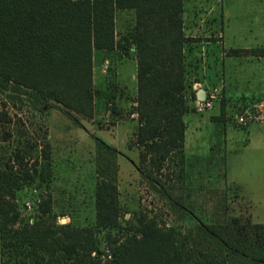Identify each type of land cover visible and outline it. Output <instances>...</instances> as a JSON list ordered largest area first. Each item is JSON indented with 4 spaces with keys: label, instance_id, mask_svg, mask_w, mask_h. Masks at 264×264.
<instances>
[{
    "label": "trees",
    "instance_id": "16d2710c",
    "mask_svg": "<svg viewBox=\"0 0 264 264\" xmlns=\"http://www.w3.org/2000/svg\"><path fill=\"white\" fill-rule=\"evenodd\" d=\"M185 1L0 0V94L13 105L27 103L38 112L56 108L75 120V115L92 119L97 93L94 53L132 51V111L138 120L135 139L144 166L141 173L174 207L158 177H164L170 159H183L184 118L195 112L194 83L188 73L197 69V61L192 66L185 54L192 41L183 32ZM125 10L134 12L135 23L118 41L115 15ZM231 53L264 57V48ZM224 104L221 100L220 116L212 120L224 122ZM10 122L0 109V144L10 138L2 132ZM96 142L111 157L99 173L108 170L111 175L96 185L94 221L87 226L58 224L49 195L37 201L36 220H21L15 193L33 182L36 162L21 176L13 167L0 169V264H264V224L250 217L196 223L182 231L140 215L137 224L121 228L117 152ZM40 153L44 161L50 159L49 143L43 142ZM27 155L17 151L9 160L24 165Z\"/></svg>",
    "mask_w": 264,
    "mask_h": 264
},
{
    "label": "rangeland",
    "instance_id": "374dc122",
    "mask_svg": "<svg viewBox=\"0 0 264 264\" xmlns=\"http://www.w3.org/2000/svg\"><path fill=\"white\" fill-rule=\"evenodd\" d=\"M222 5L231 19L232 29L244 25V30L256 34L245 30L239 33L241 36L228 38V43L264 48V0H224ZM220 10L218 6L216 13ZM251 15L253 18L248 19ZM134 23L133 11H117L116 39H123ZM133 60L134 53L127 49L94 53L92 73L97 93L92 119L75 115V120L56 108L38 112L27 103L13 105L0 94V109L11 119L2 126V132L9 133L10 138L0 144V169L9 171L13 167L12 171L21 176L36 162L33 182L15 193L21 220H36L37 201L42 195H49L54 201L51 214L58 217V224L73 221L82 227L93 223L94 190L103 178L111 175L108 170L99 173L100 167L111 158L100 151L96 142L100 140L117 152L114 161L121 228L137 224L140 215L182 231L196 223L211 224L235 216L264 223V117L244 126L237 121L246 112L262 116L264 73L263 86L255 87L253 65L247 64L243 87L223 89L222 64L210 63L206 77L211 80L213 90L218 91L217 100L211 110L203 114L192 112L184 118L188 126L184 157L170 159L164 177H158L171 196L173 207L141 173L144 166L135 139L138 120L130 117L136 101V62ZM256 65L264 70V61ZM197 76L191 71L188 80L191 82ZM221 100L225 102L224 122L212 120L220 116ZM43 142L50 145L48 161L41 158ZM17 151L28 153L24 165L10 162ZM26 202L31 210L24 209Z\"/></svg>",
    "mask_w": 264,
    "mask_h": 264
},
{
    "label": "crops",
    "instance_id": "0c3cea01",
    "mask_svg": "<svg viewBox=\"0 0 264 264\" xmlns=\"http://www.w3.org/2000/svg\"><path fill=\"white\" fill-rule=\"evenodd\" d=\"M187 1H189V4H187L188 6H186ZM212 1L214 3L211 4L204 3L203 0H186L184 2L183 32L185 37L192 40L188 44V49L185 54L187 55L188 62H190L192 66H195L194 63L197 61V69H194V67L191 68V71H195L198 75L197 79L194 78L191 81L194 83L192 88L195 92V98L197 99V94L202 91L206 94L213 90L210 84L211 80L206 76H208L210 63L215 62L214 64H218L219 61L222 64L220 70L221 88H242V83L244 81L243 76L247 71V64L253 65L251 74L254 77L255 87H262L264 70L256 68V64H261L262 61H264V57L246 56L245 54L234 55L231 53L233 50H249L261 47L258 45L256 47L230 45L228 43V38L231 36L236 38L237 34L246 29L244 30V25V28L238 26L237 29H232L231 19L228 17L226 11L224 12L223 10L222 4L224 0ZM218 6H221V10L219 13H216ZM202 15H206V17H201ZM250 18H253V16L251 15L248 17V19ZM246 31L249 34L256 35L253 34L252 30L247 29ZM133 61L136 62L135 57ZM247 81L248 80L244 83L246 84ZM228 97H231V95L226 96V99H230ZM185 125L186 141L188 130L186 122Z\"/></svg>",
    "mask_w": 264,
    "mask_h": 264
},
{
    "label": "built area",
    "instance_id": "2783aa9c",
    "mask_svg": "<svg viewBox=\"0 0 264 264\" xmlns=\"http://www.w3.org/2000/svg\"><path fill=\"white\" fill-rule=\"evenodd\" d=\"M217 97H218V91L216 89H214V90L206 93L205 98L203 100L195 99L192 102V106L194 108L195 113L203 114L204 112L211 110L213 108L215 101L217 100ZM260 111L262 113V116H260V117H255L253 114L246 112L245 114L238 117V119H237L238 124L244 126V125L253 123L254 121H256L259 118H263L264 117V110H260ZM130 117L132 119L137 118V114L132 113L130 115ZM24 209L25 210H31V206L28 202H26L24 204Z\"/></svg>",
    "mask_w": 264,
    "mask_h": 264
},
{
    "label": "water",
    "instance_id": "95a60500",
    "mask_svg": "<svg viewBox=\"0 0 264 264\" xmlns=\"http://www.w3.org/2000/svg\"><path fill=\"white\" fill-rule=\"evenodd\" d=\"M204 98H205V92L202 91V92L197 94V99L198 100H203Z\"/></svg>",
    "mask_w": 264,
    "mask_h": 264
}]
</instances>
